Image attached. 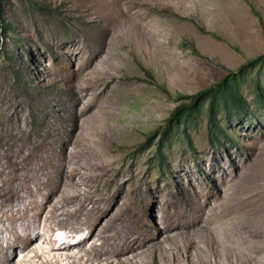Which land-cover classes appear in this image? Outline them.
<instances>
[{"label": "rangeland", "instance_id": "1", "mask_svg": "<svg viewBox=\"0 0 264 264\" xmlns=\"http://www.w3.org/2000/svg\"><path fill=\"white\" fill-rule=\"evenodd\" d=\"M260 56L264 0H1L0 209L28 207L32 228L51 227L36 244L61 230L87 237L89 264L118 244L156 264L155 251L171 256L189 239L194 260L264 264V105L253 84L264 95V61L242 87L247 110L217 116L230 138L210 141L204 113L187 129L191 146L178 134L161 167L156 158L177 106ZM23 249L7 251L17 262Z\"/></svg>", "mask_w": 264, "mask_h": 264}, {"label": "bare ground", "instance_id": "2", "mask_svg": "<svg viewBox=\"0 0 264 264\" xmlns=\"http://www.w3.org/2000/svg\"><path fill=\"white\" fill-rule=\"evenodd\" d=\"M12 192L13 190L8 193L6 192L7 194H5V198H10V193ZM29 209L28 207L22 209L16 208L15 206L10 207V205L9 208H6L4 204L2 205V208L0 209V223H4L5 219H9L12 217L8 216V212L12 210L15 213H13L12 217L14 222L18 220H23L25 222L21 224V230L13 222L12 229L10 230V233L12 235H9L5 240L2 239L0 232V264H45L44 262H46V264H89V262H92L91 258H84L87 253L90 252V250H95L94 245L88 249L82 246V242H84L87 237H82L75 242H66L64 240H60L59 242L57 241L56 243L51 245V242L47 243L48 241H43L41 244H36V240L40 235L49 237V232H51L52 228L48 226V228H46V231H43L44 234H42L41 229H39L40 223H37L32 228L33 222L37 221V219L28 218ZM49 220L50 216H47L45 217L44 221L48 222ZM32 234H34V236H32ZM59 236L61 237V234ZM43 238L45 237L43 236ZM20 242L24 244V249L21 251V253H26L28 249L29 251L27 252V254L22 256L23 258L21 260L14 262L13 254H10L7 250L10 247H13L16 243ZM33 244L35 245V247L31 248ZM118 245L119 246H117L115 249L109 251L108 254H111L114 258L107 259L105 264H144V262H141L140 260H138V258L146 255L149 250H144L132 254L131 256H127L128 253L136 251V247L131 246L129 250L122 252L120 247V245L122 244ZM191 245H194V242L189 239L185 247H180L178 249L176 248L177 252H174L171 256L165 255L170 253V249L168 250L167 248H161V253L159 251H155L154 256L156 264H161L162 262H167L168 264H182V261H188V264H199V262L200 264H212L207 259L194 260V256L192 255L193 253H190ZM81 252H85V254H81Z\"/></svg>", "mask_w": 264, "mask_h": 264}, {"label": "trees", "instance_id": "3", "mask_svg": "<svg viewBox=\"0 0 264 264\" xmlns=\"http://www.w3.org/2000/svg\"><path fill=\"white\" fill-rule=\"evenodd\" d=\"M1 1V0H0ZM264 56H260L244 65L238 70L231 71L216 84L206 88L196 95L189 97L190 102L179 105L166 120L161 130V138L157 149V164H163V147H170L178 134L185 136L189 146L192 145L188 128H196L200 118L206 113L208 121V139L219 142L228 139L231 134L221 126L218 115L221 114L224 121L228 123L234 115H239L247 110L249 103L242 94V87L246 84L253 69L260 66ZM256 97L264 105V95L259 79L253 80Z\"/></svg>", "mask_w": 264, "mask_h": 264}, {"label": "clouds", "instance_id": "4", "mask_svg": "<svg viewBox=\"0 0 264 264\" xmlns=\"http://www.w3.org/2000/svg\"><path fill=\"white\" fill-rule=\"evenodd\" d=\"M58 232H62L61 235L65 236V237H70V238H72L73 240H74V239H77V236H75L74 233H70V232H67V233H66L64 230H61V231H57V232H55L56 241H57V239H58V237H57V234H59ZM70 241H71V240H70ZM66 242H67V241H66Z\"/></svg>", "mask_w": 264, "mask_h": 264}]
</instances>
